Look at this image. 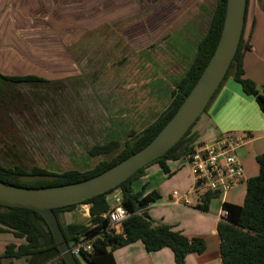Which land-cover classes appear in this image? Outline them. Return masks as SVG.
Listing matches in <instances>:
<instances>
[{
	"label": "rangeland",
	"instance_id": "rangeland-1",
	"mask_svg": "<svg viewBox=\"0 0 264 264\" xmlns=\"http://www.w3.org/2000/svg\"><path fill=\"white\" fill-rule=\"evenodd\" d=\"M216 1L0 0V73L66 79L53 92L16 86L34 114L13 116L17 132H0V162L83 170L104 158L88 155L93 145L123 144L139 133L169 104ZM153 169L133 183L134 191L159 182ZM76 207L85 221L88 210ZM0 233V254L6 243L24 242Z\"/></svg>",
	"mask_w": 264,
	"mask_h": 264
},
{
	"label": "trees",
	"instance_id": "trees-1",
	"mask_svg": "<svg viewBox=\"0 0 264 264\" xmlns=\"http://www.w3.org/2000/svg\"><path fill=\"white\" fill-rule=\"evenodd\" d=\"M225 5L226 0L216 1L206 31L196 43L194 56L171 91L169 104L139 133L130 134V139L123 144L118 140H109L93 145L88 149V155L104 156V158L83 170L71 168L53 172L36 165L28 169L14 159H11L8 164L0 162V181L30 188L73 183L108 169L145 146L177 110L210 59L220 36ZM249 48L250 45L242 33L230 66L204 111L230 75L240 84L244 93L255 98L260 109L264 111V94L259 92L253 80L244 76L242 60L244 52ZM65 80H47L34 74L0 73V132L10 134L17 132L13 116H23V113H30L29 116L34 114L32 103L16 86L41 87L44 92L47 90L53 92L62 90ZM196 121L163 155L139 168L116 187L80 203L52 209L70 246L84 239L91 242L90 251H81L79 256H75L78 264H116L112 251L134 241H140L147 251L168 247L173 253L176 264H183L187 254L201 252L204 249L205 244L202 238L188 237L167 224L155 225L149 216L142 215L147 206L160 198L157 191L144 192V189L136 191L132 189L133 183L144 175L147 167L156 164L168 176L171 174L168 167L169 161L181 158L188 161L189 155L200 144L196 142V136L191 132ZM255 162L258 171L256 175L245 181L242 204L222 203L226 215L218 221L216 226L219 237V257L222 264H264V152L255 156ZM117 189L121 197L120 203L129 213L118 224V231L110 228L108 215H103L109 212L112 202L111 194L114 191L117 192ZM210 193H204L202 204L194 207L205 208ZM78 204L89 205V217L85 221L65 222L62 214L74 209ZM0 232H11L16 238L24 239V242L18 245L12 242L6 244L4 251L0 254V260L7 259L8 264H12V259L15 258H23L25 264H66L60 256L47 223L35 210L0 204Z\"/></svg>",
	"mask_w": 264,
	"mask_h": 264
},
{
	"label": "crops",
	"instance_id": "crops-1",
	"mask_svg": "<svg viewBox=\"0 0 264 264\" xmlns=\"http://www.w3.org/2000/svg\"><path fill=\"white\" fill-rule=\"evenodd\" d=\"M243 37L250 45L249 50L244 52L242 60L244 76L253 80L259 92L264 94V0H247ZM194 125L191 132L199 143L211 142L223 135L234 133L246 138L236 150L237 152L243 149L245 152L241 158L238 156L243 167L244 180L224 194L211 192L205 208L200 209L175 204L171 199V191L177 190L182 194L187 192L191 185L189 167L185 158L168 162L171 171L168 177H165L159 166L154 164L158 166V171L153 169L152 177L157 178L159 182L150 190L157 191L160 198L147 206L144 212L155 225L167 224L188 237H200L204 240V249L201 252L187 254L183 264H222L216 229L218 221L221 220L222 203L242 204L245 181L257 174L255 156L264 152V111L260 109L255 98L244 93L240 84L230 75ZM148 168L145 169L144 175ZM161 178L166 180L162 182ZM150 190L144 189V192ZM113 194L115 195V192L111 195ZM199 204H202V197ZM80 206L85 208L86 205L80 204ZM75 208L77 211V207ZM74 209L62 214L65 222L83 221L80 213L77 214ZM85 209L88 210V206ZM81 215L87 216L86 213ZM115 230L118 231L119 227L116 226ZM112 254L116 264H176L173 253L168 247L147 251L140 241L115 248Z\"/></svg>",
	"mask_w": 264,
	"mask_h": 264
},
{
	"label": "water",
	"instance_id": "water-1",
	"mask_svg": "<svg viewBox=\"0 0 264 264\" xmlns=\"http://www.w3.org/2000/svg\"><path fill=\"white\" fill-rule=\"evenodd\" d=\"M246 4L247 0H226L220 36L210 59L177 110L150 142L108 169L77 182L30 188L0 181V204L37 211L47 223L65 263L78 264L52 209L80 203L116 187L180 140L204 111L230 66L243 33ZM142 215L148 217L145 212Z\"/></svg>",
	"mask_w": 264,
	"mask_h": 264
},
{
	"label": "built area",
	"instance_id": "built-area-1",
	"mask_svg": "<svg viewBox=\"0 0 264 264\" xmlns=\"http://www.w3.org/2000/svg\"><path fill=\"white\" fill-rule=\"evenodd\" d=\"M245 137L239 134H226L220 138L203 142L195 147L188 157V167L191 185L187 192L179 194L177 190L171 191V199L175 204L196 206L206 192H219L224 194L236 184L244 180L243 167L236 154V149L243 144ZM114 195V194H113ZM111 195V208L107 213L110 228L114 229L129 213L121 205L119 194ZM226 210H221V219ZM89 240H79L71 251L79 255L81 251H90Z\"/></svg>",
	"mask_w": 264,
	"mask_h": 264
},
{
	"label": "clouds",
	"instance_id": "clouds-1",
	"mask_svg": "<svg viewBox=\"0 0 264 264\" xmlns=\"http://www.w3.org/2000/svg\"><path fill=\"white\" fill-rule=\"evenodd\" d=\"M115 194H117V192H115ZM74 245V244H73ZM72 245V246H73ZM69 246H70V244H69ZM72 246H70V249L72 248ZM72 252V251H71ZM74 255V254H73ZM74 256H79V255H74Z\"/></svg>",
	"mask_w": 264,
	"mask_h": 264
}]
</instances>
